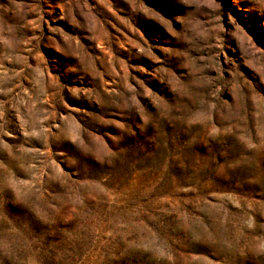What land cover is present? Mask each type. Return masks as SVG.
I'll use <instances>...</instances> for the list:
<instances>
[{
    "label": "rangeland",
    "instance_id": "1",
    "mask_svg": "<svg viewBox=\"0 0 264 264\" xmlns=\"http://www.w3.org/2000/svg\"><path fill=\"white\" fill-rule=\"evenodd\" d=\"M0 264H264V0H0Z\"/></svg>",
    "mask_w": 264,
    "mask_h": 264
}]
</instances>
